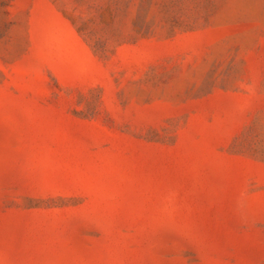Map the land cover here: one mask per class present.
<instances>
[{
    "label": "rangeland",
    "instance_id": "374dc122",
    "mask_svg": "<svg viewBox=\"0 0 264 264\" xmlns=\"http://www.w3.org/2000/svg\"><path fill=\"white\" fill-rule=\"evenodd\" d=\"M0 264H264V0H0Z\"/></svg>",
    "mask_w": 264,
    "mask_h": 264
}]
</instances>
